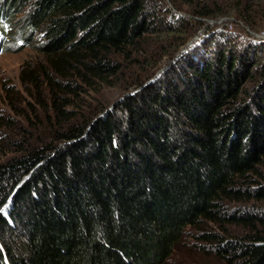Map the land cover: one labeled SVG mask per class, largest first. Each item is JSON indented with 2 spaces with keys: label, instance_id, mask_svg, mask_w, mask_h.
<instances>
[{
  "label": "trees",
  "instance_id": "1",
  "mask_svg": "<svg viewBox=\"0 0 264 264\" xmlns=\"http://www.w3.org/2000/svg\"><path fill=\"white\" fill-rule=\"evenodd\" d=\"M255 1L0 0V26L21 10L56 88L75 93L72 79L112 85L148 37L172 39L174 54L203 19L263 28ZM198 43L161 81L68 126L60 146L0 164V264H164L202 219L248 229L204 235L224 264H264V40L207 28Z\"/></svg>",
  "mask_w": 264,
  "mask_h": 264
},
{
  "label": "rangeland",
  "instance_id": "2",
  "mask_svg": "<svg viewBox=\"0 0 264 264\" xmlns=\"http://www.w3.org/2000/svg\"><path fill=\"white\" fill-rule=\"evenodd\" d=\"M227 1L232 6L238 3L236 0ZM254 4L264 8V0L255 1ZM166 6L169 7L170 4ZM9 17L11 22L4 29L0 26V164L32 150L60 146L63 141L57 138L68 126L86 123L88 118L97 116L100 110L113 108L119 99L141 90L145 84L149 85L154 80L161 81L164 75L170 74L174 66H178L183 52L188 54L189 50L193 51L201 46L198 41L206 34L207 28H227L240 32L241 26L248 27L233 14L217 16L207 21L203 19L204 26L190 36L186 45L174 54L172 51L175 47L171 49L172 39L169 42L165 39L155 40L153 36L148 37L144 48L140 49L141 57L135 56L137 60L133 62L121 61L123 68L115 79H111L112 85L96 83L89 87L77 78V82L72 79L73 84H76L72 88L76 92L70 93L66 89V82L62 83L66 91L64 92L61 89L63 85L59 83L61 85L56 88V81H52L56 79L49 77L50 66H47L44 55L36 47L40 38L26 34L19 28L23 18L22 11L18 10L11 16L4 15L5 20ZM218 20H229L235 25L232 27L228 22L214 24ZM250 30L264 32V27ZM168 50H171L169 54H165ZM59 109L62 114L58 115L56 110ZM251 202L254 201L250 199L243 204L249 205ZM240 204L230 201L225 204V208L235 209ZM6 209H0L2 217H6ZM224 228L225 231L220 228L219 223L206 219L200 220L194 226H186L164 264H224L225 261L214 250L208 251L211 242L205 240L204 235L213 231L219 234L226 232V235L239 238L248 231L246 227L236 223L225 224ZM9 234L6 231L5 236L11 238Z\"/></svg>",
  "mask_w": 264,
  "mask_h": 264
},
{
  "label": "built area",
  "instance_id": "3",
  "mask_svg": "<svg viewBox=\"0 0 264 264\" xmlns=\"http://www.w3.org/2000/svg\"><path fill=\"white\" fill-rule=\"evenodd\" d=\"M226 22H228V24L230 26H232V27H233V25H235V24H232V22H230L229 20H226V21H224V20H218V21H215L214 24H223V23H226ZM241 27H242V29L246 30V32L248 31V33L250 35H253L256 38H260V39H263L264 40V32L263 31L262 32H254V31L250 30V28H248L246 26L245 27L244 26H241Z\"/></svg>",
  "mask_w": 264,
  "mask_h": 264
},
{
  "label": "snow or ice",
  "instance_id": "4",
  "mask_svg": "<svg viewBox=\"0 0 264 264\" xmlns=\"http://www.w3.org/2000/svg\"><path fill=\"white\" fill-rule=\"evenodd\" d=\"M0 211H2V210H0Z\"/></svg>",
  "mask_w": 264,
  "mask_h": 264
}]
</instances>
